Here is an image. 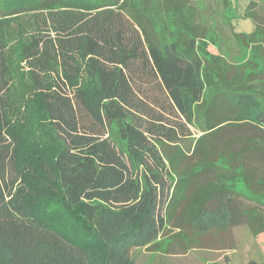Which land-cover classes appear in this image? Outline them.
I'll list each match as a JSON object with an SVG mask.
<instances>
[{"label":"trees","instance_id":"1","mask_svg":"<svg viewBox=\"0 0 264 264\" xmlns=\"http://www.w3.org/2000/svg\"><path fill=\"white\" fill-rule=\"evenodd\" d=\"M148 1L0 0V258L9 264H134L132 249L160 252L174 220L198 231L223 209L226 227L260 220H248L228 184L264 148V103L248 81L233 89L192 33L178 36L185 43L164 30L148 45L136 20L152 21L163 3ZM208 94L197 160L178 173L169 151L193 136ZM215 101L228 116L218 123ZM223 127L255 133L228 143V169L198 149ZM249 190L263 198L264 177Z\"/></svg>","mask_w":264,"mask_h":264},{"label":"rangeland","instance_id":"2","mask_svg":"<svg viewBox=\"0 0 264 264\" xmlns=\"http://www.w3.org/2000/svg\"><path fill=\"white\" fill-rule=\"evenodd\" d=\"M162 2L157 8L161 13L154 18L151 17L152 21L141 17L136 20L140 28H144L148 45L161 43L159 34L164 30H167L169 41L173 37L188 43L185 36H178L186 31L190 32L199 43V48L208 52V60L220 58V74L233 82L231 86L233 89L239 86L240 79L248 81L264 103V0H162ZM137 5L138 3H135V6ZM163 6L172 10L169 11L171 13L166 22L163 17ZM172 12H183V15L180 18ZM216 87L218 90H212L213 95L215 91L218 93L222 90L220 84ZM213 95L208 94L204 102L196 108L195 121L190 126L193 136L179 142L175 149L169 151L178 165L176 169L171 168L178 173L180 169L191 168L193 162L197 160L191 155L197 153V140L206 133L209 118L205 112ZM219 105L215 101L212 107V113H215L213 122L217 123L228 117ZM253 135L255 133L246 127L240 129L223 127L203 139L198 149L199 152L208 150L213 166L228 169L229 163L221 154L228 150V143H235L237 146L242 143L250 144V140L245 136ZM233 147L231 145V149ZM178 150L186 159L179 158ZM263 150L264 148L256 147V152L249 161L252 170L245 172L242 168L239 169L238 176L228 184L232 190L241 194L238 196L239 203L242 204V210L245 216H248V220L250 217L260 219L256 224L226 227L228 215L224 209L205 216L198 223L201 224L202 231L194 228L185 230V226L177 229L179 226L174 220L158 241L160 252L151 253L146 248L132 249L134 264H248L251 261L263 263L264 205L256 201V198L262 201L264 197L261 198L249 190L259 175L264 177ZM256 164L257 167L253 169ZM198 166L200 168V165ZM213 180L217 181L215 177ZM3 257L1 255L0 264H9Z\"/></svg>","mask_w":264,"mask_h":264},{"label":"crops","instance_id":"3","mask_svg":"<svg viewBox=\"0 0 264 264\" xmlns=\"http://www.w3.org/2000/svg\"><path fill=\"white\" fill-rule=\"evenodd\" d=\"M237 201H239V199L237 198Z\"/></svg>","mask_w":264,"mask_h":264}]
</instances>
